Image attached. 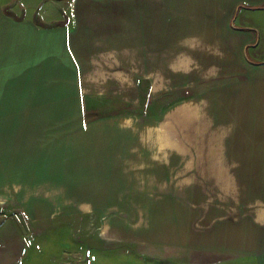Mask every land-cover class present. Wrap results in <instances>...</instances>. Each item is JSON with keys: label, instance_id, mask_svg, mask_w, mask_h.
<instances>
[{"label": "crops", "instance_id": "1", "mask_svg": "<svg viewBox=\"0 0 264 264\" xmlns=\"http://www.w3.org/2000/svg\"><path fill=\"white\" fill-rule=\"evenodd\" d=\"M254 1L0 0V264L36 259L40 233L13 205L48 213L73 199L97 207L98 261L264 264V6L245 4ZM169 91L192 92L172 107L192 111L191 148H72L122 124L168 125L166 111L100 115L94 130L56 143L76 123L72 92L105 102ZM26 130L41 153H82L88 169L110 174L81 183L49 174L48 196L39 184L26 196L27 172L38 183L52 171L25 166ZM58 183L69 195L52 191Z\"/></svg>", "mask_w": 264, "mask_h": 264}, {"label": "rangeland", "instance_id": "2", "mask_svg": "<svg viewBox=\"0 0 264 264\" xmlns=\"http://www.w3.org/2000/svg\"><path fill=\"white\" fill-rule=\"evenodd\" d=\"M246 5L257 6L263 5L264 0H257ZM63 12L62 16H66ZM68 18V16H66ZM264 20V15L262 17ZM75 73V72H74ZM191 91H178V92H152V93H136L135 99H131L127 95L121 93L118 97L114 95H106L105 102L100 100V96L96 92H72V103L76 107V114L70 120L76 123H71L70 128H66L57 134L56 143L60 139L70 138L80 135L82 131L94 130L97 128L96 122L100 115H120V116H161L168 112L170 124H174V119L171 116L175 112L174 105L191 97ZM168 97V98H167ZM64 99V98H59ZM59 99H57L59 101ZM103 99V97L101 98ZM108 99V100H107ZM169 100V101H167ZM57 101V102H58ZM60 102V101H59ZM105 103V105H102ZM27 111V108L25 109ZM28 108V111L30 112ZM31 126V125H30ZM61 125H59L60 127ZM68 127V126H67ZM90 132V131H88ZM189 134V135H188ZM188 135V136H186ZM41 142H47L44 133L41 135ZM180 145L185 148H191V126L179 133ZM61 157L56 156V161H60ZM62 184V183H61ZM58 183V189L53 188L54 192H61L63 195L70 193V188L65 187ZM47 188L38 190L39 196H48ZM53 192V193H54ZM66 198V196L64 197ZM68 199L63 198L59 204L66 205ZM72 208L67 207L63 210H51L48 213H37L32 209L30 204L13 205L19 208V213H23L25 223H35L31 230V234L37 235L38 239L32 244V252L34 254L33 264H120L126 259H116L105 261L103 256L99 255L102 259H97L95 252L97 246V235L102 225L98 228L95 213L97 210L96 205H83L80 206L74 199ZM60 205V206H61ZM12 206V205H9ZM94 212V213H93ZM16 211L10 209L9 215H13ZM89 213V214H87ZM88 220L87 221L85 220ZM103 242L99 243L104 247Z\"/></svg>", "mask_w": 264, "mask_h": 264}, {"label": "bare ground", "instance_id": "3", "mask_svg": "<svg viewBox=\"0 0 264 264\" xmlns=\"http://www.w3.org/2000/svg\"><path fill=\"white\" fill-rule=\"evenodd\" d=\"M71 109H69V111H71L72 113L76 112L75 106H73ZM61 110L62 109L60 108L53 109L51 114L57 115V113ZM46 114L51 115L50 113H45L44 111L40 112L37 115L43 116ZM171 116L174 119V124H170V122L168 123V125L164 124L163 126H160V124H158L157 128L154 127L152 131L146 129L141 125L122 124L116 126L111 134L106 136L105 138L100 135H94L88 139H86V137H79L77 138V141L74 142L76 146L72 148H75L78 151H82L81 148H84L88 149L89 152H96V150L100 148L144 149L163 146L169 148L182 147L179 141V132L185 130L187 127L188 129L190 128L192 122V111L188 108H184V110H176V112L172 113ZM35 139L36 138L34 137V135L26 130L24 143L25 145L23 148L21 147V149H18L20 150V153L24 158L25 166L29 167L36 165H50L51 167L48 170L52 171H50L51 173H48L42 168L40 174L37 175L38 180L36 181L38 183H34L32 180L36 177V174L27 172L23 178V181L25 182L24 191L26 196L31 195V191L33 189H36L33 187V185L37 187V185L39 184L40 187L45 188L46 183L44 182V180H48L46 176H48L49 174L57 176V178L63 177V179L65 177H68L71 182L77 183H81L83 180L86 181L100 179L103 178L104 174H110L104 173L97 169H88V164L86 163V161L82 160L85 159L82 153L70 152L71 150H68V152L65 151L60 153L61 160L57 162L55 160L56 156L54 157V155L41 153L38 150L37 146L34 145L37 142V139L36 141ZM63 148L65 147L63 146Z\"/></svg>", "mask_w": 264, "mask_h": 264}]
</instances>
